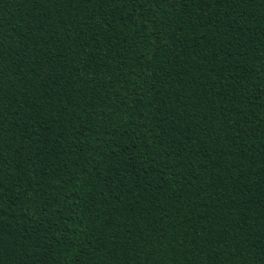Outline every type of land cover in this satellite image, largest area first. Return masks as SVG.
Returning <instances> with one entry per match:
<instances>
[{
    "label": "trees",
    "instance_id": "16d2710c",
    "mask_svg": "<svg viewBox=\"0 0 264 264\" xmlns=\"http://www.w3.org/2000/svg\"><path fill=\"white\" fill-rule=\"evenodd\" d=\"M0 264H264V0H0Z\"/></svg>",
    "mask_w": 264,
    "mask_h": 264
}]
</instances>
